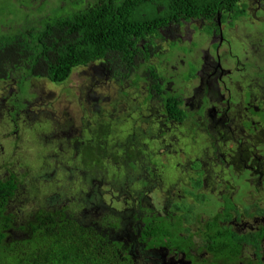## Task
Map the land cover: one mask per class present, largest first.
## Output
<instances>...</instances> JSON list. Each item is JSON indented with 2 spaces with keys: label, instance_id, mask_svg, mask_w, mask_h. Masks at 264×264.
<instances>
[{
  "label": "flooded vegetation",
  "instance_id": "obj_1",
  "mask_svg": "<svg viewBox=\"0 0 264 264\" xmlns=\"http://www.w3.org/2000/svg\"><path fill=\"white\" fill-rule=\"evenodd\" d=\"M242 1L246 3V12L234 21H231L230 14L225 13L223 18L220 12L211 19L200 18L189 21L187 24L199 21L201 31L196 37L191 35V30L189 31L186 42L189 41L190 45L186 46V50H183L185 46L182 45L184 36L177 32L180 25L175 24L176 31L171 33L173 35L170 37L172 44L170 49H180L184 56H188L187 60L183 58L178 62L179 67H183L185 62L186 71L179 73L176 64H173L176 73L174 67L169 71L166 70L161 59L174 54L162 52L158 42L156 51L150 53V63L156 66L159 74L165 75V81L160 83L161 91L172 92L175 98L181 100L180 107L186 115L184 120L178 121L169 117L165 111L164 92L156 93L157 95L153 97L155 90L149 91L148 88L150 75L143 74L142 77L145 78H140L138 84H134L135 78L132 74L129 76L128 86L136 91L142 86L141 90L145 93L143 103H149L155 110L153 116V110H149L152 122L149 127L155 130L148 131L151 132L150 136L157 138L158 143L155 155L150 154L156 156V165L152 164L151 173L148 172L146 165L152 157L142 153L147 160L145 164L143 157L138 156L137 159V150L133 147L123 151L126 156V160L122 162L123 168L117 167L116 171H113L117 179L123 173V179L127 184H132L133 181L140 183L134 194L127 195L128 190L119 192L131 197V206L122 212L110 210L112 216L107 212L98 218L99 211H107L103 210L102 199L98 193V186L103 179L95 183L96 192L95 195L92 193L94 195L92 200L87 196H85L87 202L84 198L82 200L79 191L75 195L76 199L72 198L79 202L80 206L77 210V220L86 227H93L108 235L110 240L121 242L124 254L131 258V264L198 262L197 256L202 258L203 255H207V252H197L200 248V244H196L200 243L198 237H201V233L210 234L207 225L217 214H223L224 218L226 215L228 217L225 220H218L220 224L228 227L238 236H247L253 240L242 246L243 252L244 247L246 248L243 254H248L255 262L264 261V236L254 239L252 237V234L264 229V214L259 217L260 213H258L260 205L262 207L264 205V74L260 71L264 70L263 65L255 62L257 64L255 66L253 58L252 62L249 61L250 55L254 57L255 50L246 51L245 40L250 44L252 42L246 34L243 36L244 42L240 44V54H233L232 43L236 39L230 33L236 26V21L247 15L250 3L255 1L264 8V0ZM254 11L256 12L257 8H254ZM158 38L164 37L159 35ZM154 52L158 55H153ZM233 61H236V64H233ZM222 63L226 67H223ZM109 77L119 85L125 81L115 76ZM197 79L199 82L196 84ZM183 81L187 86L182 83ZM121 94L126 95L122 92ZM2 96L0 117L5 109L6 113L2 118L6 122H13V130L17 131L21 115L23 121L38 118L30 109L28 100L23 101L28 104L26 109L18 108L19 112H16L14 117H10L17 109L14 106L16 94L8 93ZM42 119L47 122V119ZM62 129L63 127L60 126L54 136L62 135L67 143L70 136L66 131L59 133ZM198 143L203 144L198 147ZM135 160L140 162L139 167H136ZM141 169H144V172ZM171 172L175 173V179L170 180ZM183 179L188 182L182 183ZM177 183L183 188L175 190ZM148 184L151 185L149 189L146 188ZM154 186H157L156 192L151 191ZM159 186L161 191L155 196L154 194L159 192ZM190 191L194 192L190 194ZM199 194H204L203 201L197 200L196 195ZM227 202L232 204L233 209L226 211ZM183 203L189 204L192 209L188 218L190 221L188 226L192 232L187 236L180 232V244L169 246V242L164 240L151 247L142 236L141 228L134 230L137 221L133 214L142 217L148 208L159 217L158 221L163 220L161 219L163 217L166 219L164 221L173 225L178 224L179 220L183 227H186L185 218L178 219L183 213V209L180 208ZM207 210L212 213H207ZM202 223L206 224V227L201 226ZM140 226L142 227L143 224ZM190 241L194 245H189ZM187 254L191 257L188 258Z\"/></svg>",
  "mask_w": 264,
  "mask_h": 264
},
{
  "label": "trees",
  "instance_id": "obj_2",
  "mask_svg": "<svg viewBox=\"0 0 264 264\" xmlns=\"http://www.w3.org/2000/svg\"><path fill=\"white\" fill-rule=\"evenodd\" d=\"M82 3L83 0H74L71 8L45 17L39 25L23 24L0 32V82L14 81L19 85L45 78L56 84L63 83L75 68L93 63H97L105 75L121 80H129L132 74L134 84L147 73L150 75L149 91L155 90L153 97L164 92L165 111L171 119L182 121L186 115L180 107L181 100L172 92L161 91L160 83L165 81V75L159 74L156 66L150 63V53L158 48L157 37L162 30L175 27V24L182 26L193 19H211L217 12L222 13V17L225 13L230 14L231 21L246 12V3L241 0H94L86 5ZM14 105L17 109L10 117H14L22 106L28 107L27 103L15 102ZM92 127L89 125L90 133L79 139L73 137V127L68 128L67 134L74 142V145L69 142L72 152L67 159L62 155L56 159L58 164L65 162L64 167L71 165L78 170L73 182L84 181L85 173H89L93 178L88 183L78 187L68 185L44 199V204L31 206L22 198L20 175L8 171L0 177V264H131L121 242L110 240L108 235L93 227L84 226L76 217L80 208L79 202L75 201L76 193L79 191L85 202V196L92 200L95 183L100 177L109 169L113 172L117 167L123 168L122 162L126 160L125 154L115 157L107 153V145L93 142ZM118 128L123 129L119 125L105 127L99 135L100 140L109 134L121 136L122 130L118 131ZM108 130H111L109 134ZM147 135L151 132L140 134L138 140L144 142L142 153L150 157L151 149H154L153 153L157 152L158 143L157 138ZM123 147L122 144L114 149ZM151 157L155 160H148L149 173L152 164L156 165V156ZM196 196L197 200L203 201L204 194ZM180 208L183 213L178 219L185 218L186 227L179 220L173 225L163 217L158 221L159 217L148 208L142 217L133 214L137 221L134 230L141 228L142 236L151 247L164 240L169 246L180 244L179 233L187 236L192 232L188 226L192 209L187 203L181 204ZM220 219L226 218L223 214L211 218L207 225L210 234L201 233L198 237L200 243L196 244H200V248L197 252H207V255L197 256L198 262L193 264H264V261L255 262L248 254H243L246 248L243 252L242 246L253 240L236 235L220 224ZM189 245L194 244L190 241Z\"/></svg>",
  "mask_w": 264,
  "mask_h": 264
},
{
  "label": "rangeland",
  "instance_id": "obj_3",
  "mask_svg": "<svg viewBox=\"0 0 264 264\" xmlns=\"http://www.w3.org/2000/svg\"><path fill=\"white\" fill-rule=\"evenodd\" d=\"M73 1L0 0V32H7L23 24L39 25L45 17L61 13L63 8H71ZM93 1L83 0L82 4L86 5ZM256 5L255 1L250 3L247 15L236 21V26L230 32L236 39L232 43V50L233 54H240V44L244 42L243 36L246 34L249 40L252 41L250 44V42L245 40L246 51L255 50L254 57L250 55L249 61L252 62L253 58L254 64L256 62L259 65H263L264 70V8L260 4ZM254 8H257L259 12H255ZM65 11L68 12V9ZM187 23L177 29V32L184 36L183 46L190 45L189 41L186 42L190 30L191 35L194 37L201 31V23L199 21L192 24ZM174 31H176L174 27L162 30L160 35L164 38L157 39L162 52L174 54L161 59L167 71L174 67L173 64L178 66L180 59L185 58L187 60L188 57L187 55L184 56L180 49H170V37ZM169 49L170 51H168ZM232 63L236 64V61ZM97 65V63H93L88 66L77 67L65 82L58 84L45 78H35L28 83L23 82L19 85L14 81L0 82V98L3 97L2 94H16V102L23 104V101H30V109L38 117L47 119V122L39 118L23 121V116L21 115L16 131L13 130V123L6 122L2 118L6 113L5 109L0 117V177L5 176L8 171H13L20 175L23 181L22 198L26 199L25 201L31 206L38 203L44 204V199L54 196L56 192L64 190L68 185H77L78 187L92 180L93 177L89 173H85L84 181L73 182L72 179L75 178L78 170L71 165L64 167L63 165H67L65 162L58 164L56 160L57 157L61 158V155L65 159L70 157L73 147L69 142L72 141L73 137L78 139L85 138L90 133L89 125H93L91 140L95 143L100 142L107 145V147L105 146L107 153H111L115 157H121L124 155L125 152L123 151L126 148L133 147L137 150V159L138 156L143 157L144 163H147L145 156L142 155L145 147L143 145L144 142L138 140V137L149 130L148 128L152 124L149 110H153L152 116L155 114V110L152 109L149 103H143L145 93L141 90L142 86L138 89L139 91H136L128 86V81H124L122 85H119L114 79L105 75L100 66ZM183 65V67L178 66L179 73L186 71L185 62ZM222 66L226 67L223 63ZM173 70L175 72L176 68L174 67ZM260 71L264 74V71ZM198 82L197 79L195 83L197 84ZM182 83L187 86L185 81ZM24 91H27L29 95H25ZM121 92L126 93V95L121 94ZM26 108V106H22L21 110ZM106 125L123 127V129H117L118 131L122 130V135H111L109 134L111 130H108L109 137L106 136L101 141L99 135H101L102 130H105ZM60 126L63 129L59 133L64 131L68 133V128L73 127V137L71 138L70 136L67 143L62 138V135L59 136L57 134L54 136L56 131L58 133ZM151 130H155V128ZM72 143L74 145L73 141ZM123 143L125 145L122 149H114V147ZM202 144L198 143V147H201ZM151 151L154 154V149H151ZM107 157L109 156L107 155ZM139 163L138 160H135L136 167H139ZM141 170L144 172V169ZM120 176L119 179H122V181H119L109 169L100 177L103 181L98 186V193H100L99 197L102 199L103 210L107 211H99L98 218H101L102 214L110 213V210L122 212L131 206V197L119 192L128 190L127 195L134 194L135 189L140 187V183L133 181L134 183L127 184L123 179V173ZM172 179H175L174 172L170 173V180ZM187 182V180H182V183ZM150 186L148 184L146 188L149 189ZM181 187L183 188L177 183L175 190ZM151 191L156 192L157 186H154ZM160 191L161 187L159 186V192L152 194L155 196L159 195ZM184 191L186 192V190ZM209 207L211 208V206ZM229 208L233 209L232 204L227 202L226 211ZM207 213L210 214L212 212L207 210ZM258 213L261 215L259 217H262L264 205L263 207L260 205ZM110 214L112 216V213ZM225 217L227 218V215ZM258 236H264V229L256 233L253 239Z\"/></svg>",
  "mask_w": 264,
  "mask_h": 264
}]
</instances>
